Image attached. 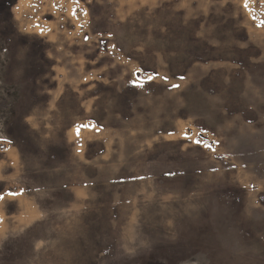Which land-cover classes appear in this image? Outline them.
<instances>
[{
  "label": "rangeland",
  "instance_id": "rangeland-1",
  "mask_svg": "<svg viewBox=\"0 0 264 264\" xmlns=\"http://www.w3.org/2000/svg\"><path fill=\"white\" fill-rule=\"evenodd\" d=\"M0 196V264H264V0H0Z\"/></svg>",
  "mask_w": 264,
  "mask_h": 264
},
{
  "label": "snow or ice",
  "instance_id": "snow-or-ice-1",
  "mask_svg": "<svg viewBox=\"0 0 264 264\" xmlns=\"http://www.w3.org/2000/svg\"><path fill=\"white\" fill-rule=\"evenodd\" d=\"M165 80H167V78H165ZM149 82L151 83V81H149ZM174 87H178V86H174ZM82 127H85V125H83ZM87 127H89V125H87ZM80 131H81V129L78 128V134L77 135H79ZM196 144L199 146L201 144V142L200 141H196ZM10 195L16 196L17 193H10ZM3 199L4 198L2 196H0V201H2ZM0 223H2V221H0Z\"/></svg>",
  "mask_w": 264,
  "mask_h": 264
}]
</instances>
